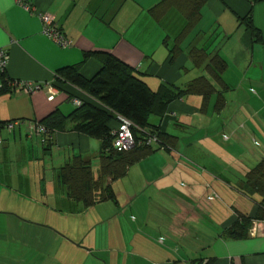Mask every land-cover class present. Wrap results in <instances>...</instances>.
<instances>
[{"label": "crops", "instance_id": "0c3cea01", "mask_svg": "<svg viewBox=\"0 0 264 264\" xmlns=\"http://www.w3.org/2000/svg\"><path fill=\"white\" fill-rule=\"evenodd\" d=\"M161 1L25 0L55 17L71 41L61 48L41 34L35 14L15 0H0V48L9 56L5 77L54 88L31 95L0 91V123L21 122L0 133V238L10 240L9 223L55 228L57 217L80 216L94 208L102 212L108 203L131 211L143 203L145 209L137 210V219L131 215L132 222L159 227L170 242L163 257L152 251L159 246L149 247L157 241L150 242L146 231L137 236V247L130 246L135 235L127 240L121 236V250L109 248L102 237L84 245L81 237L63 235L61 248L86 264H109L114 251L127 257L124 264H264L263 221H253L246 238L227 235L234 217L250 214L260 201L248 193L244 175L264 161V0H207L174 53L169 49L183 33L186 18L178 7L158 8ZM154 7L159 20L149 13ZM249 22L259 32L258 42ZM191 49L225 61L219 82L204 66L194 65ZM97 52L125 63L152 91L161 85L185 89L203 76L214 92L206 102L201 95L174 100L162 118L152 117L150 123L167 139L154 143L151 154L110 183L115 202L85 208L67 196L59 170L80 156L96 173L100 141L70 129L38 134L35 126L54 111L69 115L76 108L73 100L92 101L77 87L59 83L56 72L78 66L79 74L90 80L101 68L91 55ZM34 194L39 198L33 199ZM101 212L96 221L105 223L109 217Z\"/></svg>", "mask_w": 264, "mask_h": 264}, {"label": "trees", "instance_id": "16d2710c", "mask_svg": "<svg viewBox=\"0 0 264 264\" xmlns=\"http://www.w3.org/2000/svg\"><path fill=\"white\" fill-rule=\"evenodd\" d=\"M206 1L162 0L159 3L158 8L178 7L186 18L183 33L175 40L174 47L169 49L170 53L179 50L185 35L195 27L200 19V9ZM157 7L151 8L149 13L159 20L156 17ZM246 24L253 39L256 38L255 42H258L259 32L253 28L251 22ZM189 53L194 58L196 67L204 66L216 81H220V74L225 70L226 64L219 55L209 56L205 51L197 49H191ZM91 55L97 58L101 68L90 80L79 74L78 66L58 70L56 80L61 84L68 83L77 87L92 101H80V105L66 116L54 111L40 123L50 132L70 129L100 141L99 167L96 173L92 170L91 162L80 156L73 157L59 170V182L65 187L67 196L85 208L105 201L115 202L110 183L124 177L129 167L152 153L154 143L149 144L148 138L155 137L156 144H163L167 139L160 127L150 123L152 117L162 118L174 100L187 95H201L206 102L214 92L212 84L203 76L194 79L185 89L161 85L157 91H152L134 75L132 68L113 55L103 52ZM55 86L61 88L58 84ZM117 116L134 125L131 132L135 147L129 151H118L114 147L113 132L118 126ZM244 177L248 193L258 195L260 201L250 214L234 217V225L227 233L232 239L246 238L253 221L264 222V161L248 170Z\"/></svg>", "mask_w": 264, "mask_h": 264}, {"label": "rangeland", "instance_id": "374dc122", "mask_svg": "<svg viewBox=\"0 0 264 264\" xmlns=\"http://www.w3.org/2000/svg\"><path fill=\"white\" fill-rule=\"evenodd\" d=\"M180 23L182 24V19H180ZM31 197L35 200L39 198L35 194ZM211 202L217 203L218 201L213 199ZM103 206L106 207L102 208V212L94 208L90 212H83L80 216L68 214L64 217H57L58 224H53L55 228L45 227L37 222H30L29 226L23 228L9 223L7 226L8 239L10 240L4 237L0 238V264H86L84 259L82 260L78 256L76 257L75 254L68 253V251L61 248L62 241L60 238L64 237L63 235L81 237L80 241H84V245L91 238L102 237L109 248L121 250L123 244L121 236L127 240L129 236L132 238L135 235V240L130 242V246L137 247V241H140L137 236L142 237L145 231L152 235L150 236L152 238L150 242L155 240L158 242L149 244V247L159 246L152 249V251L160 252L157 254L158 258L163 257L161 252L165 253V248L170 246V242L166 235L159 230V227L150 224L145 227L139 219L132 222L131 215L137 219L139 217L137 210H140L141 207L142 210L145 209L143 203L137 204L135 209H131V211L126 205H123L121 210L115 209V205L112 203ZM107 206H109V209H107ZM100 212L103 217H109V220H106L105 223L96 221V218L102 219L99 215ZM170 228L174 229V227ZM184 229L187 228L184 227ZM55 235L59 237L57 238ZM114 253L120 258H115L116 256L113 254L109 259V264H124L123 262L128 260L125 259L127 257L122 253L117 251H114ZM10 254L13 259L10 258Z\"/></svg>", "mask_w": 264, "mask_h": 264}, {"label": "built area", "instance_id": "2783aa9c", "mask_svg": "<svg viewBox=\"0 0 264 264\" xmlns=\"http://www.w3.org/2000/svg\"><path fill=\"white\" fill-rule=\"evenodd\" d=\"M17 5L22 6L26 11L35 14L40 22H41V34L49 39H51L57 46L61 48H67L71 46V41L67 39L60 31L59 26L55 17L47 12H39L36 7L33 5H29L25 2V0H15ZM9 56L8 53L0 48V91H8V92H16L25 95L35 94L41 90H50V92L54 91L52 86H45V84L39 83H31L19 80H9L5 77V71L8 65ZM49 99H53V96L50 95ZM74 106H79L80 101L73 100ZM118 126L113 132L114 135V147L118 151H129L135 147V140L133 138V134L131 132V128L134 125L127 119L117 116L116 117ZM21 125L20 121H9L0 123V133L2 130H6L7 132L13 131V129L17 126ZM35 130L38 134H43L47 132V129L40 124L35 126ZM148 143H155L156 138L150 137L148 138ZM0 144H1V136H0Z\"/></svg>", "mask_w": 264, "mask_h": 264}]
</instances>
